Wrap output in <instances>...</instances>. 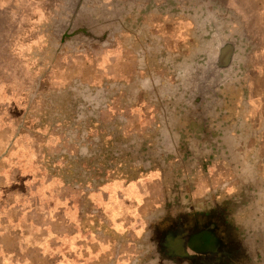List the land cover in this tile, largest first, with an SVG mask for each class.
<instances>
[{"label":"rangeland","instance_id":"1","mask_svg":"<svg viewBox=\"0 0 264 264\" xmlns=\"http://www.w3.org/2000/svg\"><path fill=\"white\" fill-rule=\"evenodd\" d=\"M67 199L90 264H264V0H0V264Z\"/></svg>","mask_w":264,"mask_h":264},{"label":"crops","instance_id":"2","mask_svg":"<svg viewBox=\"0 0 264 264\" xmlns=\"http://www.w3.org/2000/svg\"><path fill=\"white\" fill-rule=\"evenodd\" d=\"M134 184V182L125 184L120 181L109 183L94 195L92 194L91 199L100 208H103L107 203H109V208L111 204L112 210H116L119 203L123 207L129 208L135 196L140 193V189L135 186L137 184ZM117 198H120L119 202H117ZM58 208H62L65 212L62 219L68 227L63 225L64 230L60 231L57 226L59 223H56V217L52 215L39 239H37L39 235H31V244L26 245L25 239L22 238L20 253H25L30 246L31 255L24 257L21 255L19 258L13 259L12 264H90L92 260L100 258L101 252L108 250V245L102 243L101 240L103 234L96 227L94 237L91 236L87 228L88 223L81 218L78 206L74 201L67 199L58 203L56 209ZM116 235L118 233L113 230L109 245L111 251L115 248ZM15 255L17 253L12 256Z\"/></svg>","mask_w":264,"mask_h":264}]
</instances>
